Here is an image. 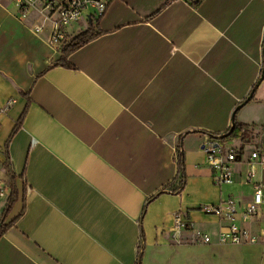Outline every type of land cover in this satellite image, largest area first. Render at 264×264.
I'll list each match as a JSON object with an SVG mask.
<instances>
[{
  "label": "crops",
  "instance_id": "1",
  "mask_svg": "<svg viewBox=\"0 0 264 264\" xmlns=\"http://www.w3.org/2000/svg\"><path fill=\"white\" fill-rule=\"evenodd\" d=\"M107 1L67 28L96 36L62 59L50 22L37 34L0 0V264H200L197 233L211 264H263L203 211L232 199L233 223L261 233L264 210L242 217L251 145L221 188L202 146L242 103L238 124L264 131V0Z\"/></svg>",
  "mask_w": 264,
  "mask_h": 264
},
{
  "label": "built area",
  "instance_id": "2",
  "mask_svg": "<svg viewBox=\"0 0 264 264\" xmlns=\"http://www.w3.org/2000/svg\"><path fill=\"white\" fill-rule=\"evenodd\" d=\"M14 2L25 19L30 13H33L42 20L33 26L35 33H41L46 28V23L50 22L49 43L52 47L61 50L71 40L67 28L81 20L89 18L90 21L100 18L106 11L107 0H10ZM90 14V15H89ZM9 103L2 112L9 109ZM246 135V141L234 139L238 144L231 145L230 141L219 142L215 139H208L202 146L206 153L208 161L213 169V182L217 187H223L232 183L233 165L242 162L245 153V147H252L249 153L245 170V182L252 183L254 187V200L243 212V219H251L259 215L264 210V177L258 174L257 167L264 172V131L256 134L255 129H249ZM250 136V137H249ZM259 140L256 144L255 139ZM258 179L257 181H255ZM203 211L207 215L215 216L220 220L230 222L229 225H222L219 235L221 244H235L242 246L258 245L264 246V228L259 235L253 234L246 229H240L236 226V216L239 213L238 204L228 199L218 205L206 206ZM176 233L182 230L189 231L193 224L184 220L181 213L175 215ZM193 241L195 243L209 244L210 239L203 237L199 233L195 234Z\"/></svg>",
  "mask_w": 264,
  "mask_h": 264
},
{
  "label": "trees",
  "instance_id": "3",
  "mask_svg": "<svg viewBox=\"0 0 264 264\" xmlns=\"http://www.w3.org/2000/svg\"><path fill=\"white\" fill-rule=\"evenodd\" d=\"M96 36L93 28H89L87 31L84 32H80L78 35L74 36L69 43L63 48V52H62V59H65L66 57H68L71 53H73L75 50H77L78 48H80L81 46L85 45L86 43H88L89 41H91L92 39H94V37ZM257 85V84H256ZM256 87V86H255ZM254 87V89H255ZM244 103L240 104L237 109L234 112V116H233V125L232 127L229 129V131L219 137H214L212 136V139L218 140L219 142H227L228 140H234V139H242L243 142H245L246 140V135L247 133L250 131L249 128L241 126L238 124L237 122V115L238 112L241 108V106ZM233 128V131H231ZM183 187V181L181 184V187L179 189H181ZM13 202V201H12ZM3 227L0 226V237L3 234Z\"/></svg>",
  "mask_w": 264,
  "mask_h": 264
},
{
  "label": "rangeland",
  "instance_id": "4",
  "mask_svg": "<svg viewBox=\"0 0 264 264\" xmlns=\"http://www.w3.org/2000/svg\"><path fill=\"white\" fill-rule=\"evenodd\" d=\"M72 39V38H71ZM250 137V136H249ZM230 141V144L231 145H234L236 146L238 143L235 141V140H228ZM190 248L193 250L195 249L194 251H205L206 254H203L202 256H197V255H200V253H196V256H194V254H192V260L194 259H197V263L198 261H200V264H211V262H209L212 258V255L213 253H210L211 250L210 249H219L218 246H206V245H201L200 243L197 244V245H192L190 246ZM242 251H246V249L242 250ZM259 251V252H258ZM257 254H258V257L260 258V255L262 254V247H258L257 250H256ZM208 253V254H207ZM263 261V264H264V260ZM193 263V262H192Z\"/></svg>",
  "mask_w": 264,
  "mask_h": 264
},
{
  "label": "water",
  "instance_id": "5",
  "mask_svg": "<svg viewBox=\"0 0 264 264\" xmlns=\"http://www.w3.org/2000/svg\"><path fill=\"white\" fill-rule=\"evenodd\" d=\"M199 2H200V0H192V3H194V4H198ZM263 78H264V74L262 75V77H261L259 83L263 80ZM257 86H258V85H256L255 89H257ZM231 131H233V128H232Z\"/></svg>",
  "mask_w": 264,
  "mask_h": 264
}]
</instances>
